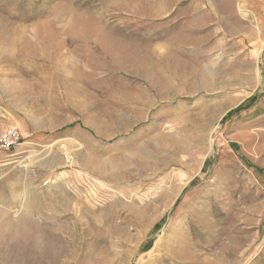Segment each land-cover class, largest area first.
<instances>
[{
	"label": "rangeland",
	"instance_id": "obj_1",
	"mask_svg": "<svg viewBox=\"0 0 264 264\" xmlns=\"http://www.w3.org/2000/svg\"><path fill=\"white\" fill-rule=\"evenodd\" d=\"M0 264H264V0H0Z\"/></svg>",
	"mask_w": 264,
	"mask_h": 264
},
{
	"label": "trees",
	"instance_id": "obj_2",
	"mask_svg": "<svg viewBox=\"0 0 264 264\" xmlns=\"http://www.w3.org/2000/svg\"><path fill=\"white\" fill-rule=\"evenodd\" d=\"M253 103H254V100H253V102L252 101L249 102L245 107L241 106V107H237V108L233 109L232 112L230 113V116H232V115H234V114H236V113H238V112H240L242 110L250 108Z\"/></svg>",
	"mask_w": 264,
	"mask_h": 264
}]
</instances>
